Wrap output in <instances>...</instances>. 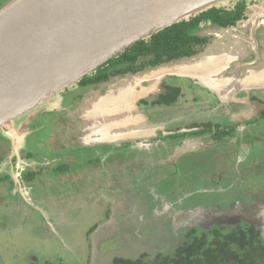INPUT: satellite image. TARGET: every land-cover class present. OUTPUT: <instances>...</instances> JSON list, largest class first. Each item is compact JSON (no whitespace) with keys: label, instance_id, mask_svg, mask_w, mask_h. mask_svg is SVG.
Wrapping results in <instances>:
<instances>
[{"label":"flooded vegetation","instance_id":"flooded-vegetation-1","mask_svg":"<svg viewBox=\"0 0 264 264\" xmlns=\"http://www.w3.org/2000/svg\"><path fill=\"white\" fill-rule=\"evenodd\" d=\"M9 1L0 0V8ZM206 13L190 19H198L190 39L174 41L179 58L159 57L160 43L157 54L133 52L132 59L128 49L0 131L1 220L46 213L49 230L58 231L56 206L106 193L109 199L99 197L104 219L90 227L85 255L100 252L97 244L109 237L129 245L158 229L175 244L235 230L258 232L264 241L259 227L242 219H264V98L254 96L264 95L254 87L264 82V0ZM169 64H178V75L157 71ZM120 93L126 111L116 117L124 120L103 127L111 108L101 117L94 103ZM96 133L109 136L93 141ZM81 137L89 142L81 145ZM70 151L93 157L83 164ZM100 226L117 227L100 235Z\"/></svg>","mask_w":264,"mask_h":264},{"label":"water","instance_id":"water-1","mask_svg":"<svg viewBox=\"0 0 264 264\" xmlns=\"http://www.w3.org/2000/svg\"><path fill=\"white\" fill-rule=\"evenodd\" d=\"M235 1H9L0 8V131L138 43ZM177 65L157 71L167 77L178 75ZM232 211L216 216L218 221ZM246 218L242 217L259 227L264 238V219Z\"/></svg>","mask_w":264,"mask_h":264},{"label":"rangeland","instance_id":"rangeland-1","mask_svg":"<svg viewBox=\"0 0 264 264\" xmlns=\"http://www.w3.org/2000/svg\"><path fill=\"white\" fill-rule=\"evenodd\" d=\"M254 87H258L262 91L264 82L261 84L255 83ZM124 92L126 93V91ZM108 94L111 93L108 92ZM108 94H105L98 103L95 102L96 104L94 103V106L96 113L101 117L106 116L104 110L109 107L111 108V118L106 119L105 121L108 120L107 122H102L104 123L103 127L109 128L111 126L115 127L120 125L124 118L120 119L116 116H118L120 112L126 111V109L124 106L125 100H123L124 95H122L124 93H120L112 98H107ZM254 96L264 98L263 93H254ZM99 130L100 129H97V132ZM96 134H98V136L94 138L93 141L105 137L108 138L109 136V134L106 135V133ZM82 137L79 138L81 145H84L85 142H89ZM49 139H51L50 136ZM29 143L36 144L37 142L30 141ZM88 152L89 151H76L74 153L70 151L68 156H70L72 160L80 159L84 164L86 159L92 160L93 156ZM72 155H75V157H72ZM168 170L171 171V169ZM168 184H171V182L168 181L164 183L165 186ZM45 188L48 189L49 187ZM106 195L105 193L99 197L104 196L106 198L102 199H109ZM99 197L88 199V197L85 198L83 195H80L77 200H71L72 203L70 202L62 206L58 211L56 206L55 215L58 219L56 222L54 221L56 224L53 221L52 223L56 226L55 228L58 231L54 230V232L49 230L46 224L48 220L45 218H38V215H35V213H26L28 214V219H26V217H24V219H18L15 213H13L8 220H1L0 218V264H46L49 262L56 263L58 261H63L66 264H108L114 257L134 259L136 258L134 257L136 256L135 254H141L145 252V250L149 252H152V250L156 248V250H166L167 247L174 244V238L171 234L164 237V234H161L158 229L153 233L151 232L152 234L148 238L144 235L146 239L136 236V238L133 239V243L129 245H124L120 238L109 237L106 242L98 243L99 245L97 244L100 252L93 250L91 253L85 255L83 251L89 250L88 243L91 245V242L86 240L90 227L102 222L104 219V208L99 205L103 200ZM127 201L128 200L125 199L123 202ZM108 202L111 203L112 201L109 200ZM102 204L105 206L104 203ZM113 209H115V206ZM1 214L3 215V213ZM117 221L122 222L123 220ZM113 222L115 221L113 220ZM1 223L5 224V227H2ZM129 223L131 222H125L124 224L129 225ZM7 224L8 226H6ZM116 227L117 226H100L98 227L97 233L103 235L101 232H114ZM58 232L61 234L62 239L58 238ZM95 244L96 241L92 243V246ZM136 247L138 249L137 252L133 251ZM107 249L109 250L105 252ZM82 253L84 256H82ZM36 258L37 261L35 260Z\"/></svg>","mask_w":264,"mask_h":264},{"label":"trees","instance_id":"trees-1","mask_svg":"<svg viewBox=\"0 0 264 264\" xmlns=\"http://www.w3.org/2000/svg\"><path fill=\"white\" fill-rule=\"evenodd\" d=\"M204 13L200 14V18L208 16V13ZM189 22L190 20L183 21L155 34L149 39L152 43L147 44L145 41L138 43L132 50L127 51L125 56L132 59L135 58L132 56L133 52L140 55L144 50L147 54H155L157 43H160L163 52L158 54L159 57L167 55L170 60L179 58L182 56L180 53L182 50L174 41L190 39L187 31L198 24V19ZM171 52L175 55L169 56ZM156 249L135 254L134 259L114 257L108 264H264V241L258 232L251 231L235 230L218 232L215 236L210 234L191 236L177 244L174 243L166 250ZM133 251L137 252V247ZM35 260L37 261V258ZM46 264L66 263L58 261Z\"/></svg>","mask_w":264,"mask_h":264}]
</instances>
